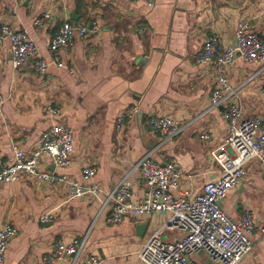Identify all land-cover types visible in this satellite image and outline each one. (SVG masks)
<instances>
[{
  "label": "crops",
  "instance_id": "crops-1",
  "mask_svg": "<svg viewBox=\"0 0 264 264\" xmlns=\"http://www.w3.org/2000/svg\"><path fill=\"white\" fill-rule=\"evenodd\" d=\"M153 1L149 8L130 0H0V23L26 31L48 62L45 75L30 65L16 71L8 44L0 45V159L11 163L16 150L30 155L43 134L63 124L74 132L72 165L55 168L45 162L41 168L82 183L83 168L92 165L102 189L99 197L70 199L24 177L0 184V228L11 224L17 230L5 264H44L56 242L76 238L85 243L83 256H96L100 264H144L140 251L171 214L111 224L105 196L125 178L139 194L138 166L150 152L158 162L178 165L184 192L191 194L219 176L210 150L225 137L227 126L223 108L210 105L217 73L213 65H198L196 56L211 35L232 43L241 21L264 42V0ZM48 8L55 12L53 20L35 27L34 18ZM67 19L75 25L95 21L101 34L76 37L72 47L54 56L49 44ZM228 75L239 88L244 115L264 123V64L237 60ZM153 108L178 121L177 136L164 141L153 132L146 123ZM124 111L132 119L120 130L116 120ZM204 134L211 136L209 142ZM223 206L236 222L247 209L254 214V249L241 264H264V169L248 167L245 181L229 192ZM47 214L54 218L44 223ZM180 237L176 229L165 234L169 242ZM192 260L220 264L204 252Z\"/></svg>",
  "mask_w": 264,
  "mask_h": 264
},
{
  "label": "built area",
  "instance_id": "built-area-1",
  "mask_svg": "<svg viewBox=\"0 0 264 264\" xmlns=\"http://www.w3.org/2000/svg\"><path fill=\"white\" fill-rule=\"evenodd\" d=\"M130 1L144 3L149 8L155 4L153 0ZM54 14L52 8L46 9L34 18V26L43 28L53 20ZM93 34H101V26L95 21L75 25L68 19L64 20L49 49L54 56H59L62 50L73 46L76 37L87 40ZM6 44L16 71L30 65L38 74H46L48 62L26 31L8 22L0 23V45ZM237 60L264 64V42L245 21L236 26L232 43L225 44L218 34L211 35L205 39L196 56L198 65H213L217 73L210 105L212 109L223 108L222 116L227 126L225 137L210 150V159L218 166L219 176L191 194L184 192V176L178 165L158 162L150 152L138 166L143 184L139 194L133 183L125 178L105 196L104 208L110 212L108 221L111 224L156 213L171 214L163 226L152 232L140 251L139 259L144 264H196L192 256L202 252L216 263L241 264L253 252L250 236L258 227L254 214L247 209L236 222L223 206L229 192L245 181L248 167L256 165L264 169V123L260 118L244 115L239 104V88H234L229 80L228 70ZM129 118L132 119L129 111L122 112L116 120L117 128L124 130ZM146 123L164 141L180 132L179 123L173 116L161 114L155 108L147 115ZM202 139L209 142L211 136L204 134ZM73 154V130L57 124L43 134L30 155L16 150L11 163L4 165L0 159V184H13L24 177L57 188L70 199L99 197L102 189L94 181L97 175L94 166L83 168L82 183L41 168L45 162L55 168H68L72 165ZM175 192L184 196L177 197ZM53 218V214H47L42 222H52ZM172 229L180 232L181 237L169 242L165 234ZM16 235L17 230L11 224L0 228V264L6 263L7 248ZM84 246L85 243L77 238L69 243L58 241L43 262L55 264L68 260L70 264H100L96 256H83Z\"/></svg>",
  "mask_w": 264,
  "mask_h": 264
},
{
  "label": "trees",
  "instance_id": "trees-1",
  "mask_svg": "<svg viewBox=\"0 0 264 264\" xmlns=\"http://www.w3.org/2000/svg\"><path fill=\"white\" fill-rule=\"evenodd\" d=\"M77 14H78V16L81 17V18L84 16L83 14H81L80 11H77Z\"/></svg>",
  "mask_w": 264,
  "mask_h": 264
},
{
  "label": "water",
  "instance_id": "water-1",
  "mask_svg": "<svg viewBox=\"0 0 264 264\" xmlns=\"http://www.w3.org/2000/svg\"><path fill=\"white\" fill-rule=\"evenodd\" d=\"M73 18H74L75 20L77 19L75 15H73Z\"/></svg>",
  "mask_w": 264,
  "mask_h": 264
}]
</instances>
